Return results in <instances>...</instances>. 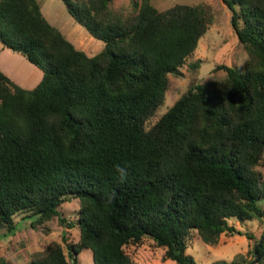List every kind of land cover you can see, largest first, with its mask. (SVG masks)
<instances>
[{"label":"trees","instance_id":"trees-1","mask_svg":"<svg viewBox=\"0 0 264 264\" xmlns=\"http://www.w3.org/2000/svg\"><path fill=\"white\" fill-rule=\"evenodd\" d=\"M61 1L105 44L100 53L76 48L39 0H0V42L42 73L25 89L0 66V232L15 233L20 213L33 229L54 218L79 229L76 243L64 236L29 264H79L84 250L94 264H139L126 248L147 238L164 261L198 264L187 252L193 233L210 246L223 234L253 240L230 221L264 218V0H222L247 55L244 70L218 64L151 128L170 76L213 24L211 6L160 10L141 0L126 16L113 0ZM117 165L127 169L123 181ZM73 199L74 222L59 209ZM256 244L262 253L264 240Z\"/></svg>","mask_w":264,"mask_h":264},{"label":"rangeland","instance_id":"rangeland-1","mask_svg":"<svg viewBox=\"0 0 264 264\" xmlns=\"http://www.w3.org/2000/svg\"><path fill=\"white\" fill-rule=\"evenodd\" d=\"M140 1L113 0L112 8L127 16L134 12V4ZM151 1L160 10L169 9L176 4L209 5L212 8L214 20L208 33L200 40L194 55L187 59L186 64L181 69V74L170 76L171 84L165 103L157 110L156 115L148 121L149 128L154 126L160 117L169 111L190 85L206 83L218 64H225L242 72L247 56L232 29V12L222 0ZM39 2L47 20L60 29L77 48L89 56H95L104 49L105 44L93 38L83 26L71 17L61 0H39ZM97 44L99 47L94 52H89ZM199 60L201 63L195 67ZM0 66L8 77L25 89L35 88L42 77V73L37 67L21 54L4 48L1 42ZM259 205L264 210V200ZM59 209L64 213L67 220L74 222L78 216L79 200L73 199L66 202ZM26 216V213H20L15 217L17 222L15 233L0 232V264H29L30 256L33 253L44 251L54 241L62 243L64 236L68 237L69 244L79 240V229H68L61 226L58 218H54L43 227L33 229L31 227L33 219H26ZM230 224L244 234H251L255 238L251 240L246 236L223 234L219 244L210 246L205 244L197 233H193L189 240L188 254L193 256L198 264H213L221 260L230 262L238 256H245L248 260H254L251 252L255 251L257 241L264 240V218L244 223L232 220ZM126 251L139 264H176L173 261H164L165 251L158 248L149 238L145 239L141 245L128 246ZM79 264H94L90 250H84L80 254Z\"/></svg>","mask_w":264,"mask_h":264},{"label":"clouds","instance_id":"clouds-1","mask_svg":"<svg viewBox=\"0 0 264 264\" xmlns=\"http://www.w3.org/2000/svg\"><path fill=\"white\" fill-rule=\"evenodd\" d=\"M116 171L119 173L120 179L122 181L127 178L128 172L126 168L117 165Z\"/></svg>","mask_w":264,"mask_h":264},{"label":"water","instance_id":"water-1","mask_svg":"<svg viewBox=\"0 0 264 264\" xmlns=\"http://www.w3.org/2000/svg\"><path fill=\"white\" fill-rule=\"evenodd\" d=\"M262 241L260 242L259 246L261 245ZM255 254H256L257 258H256V260H255V262L253 264H258L261 261V259L264 257V250H263L262 253L258 254L257 253V248H255Z\"/></svg>","mask_w":264,"mask_h":264},{"label":"crops","instance_id":"crops-1","mask_svg":"<svg viewBox=\"0 0 264 264\" xmlns=\"http://www.w3.org/2000/svg\"><path fill=\"white\" fill-rule=\"evenodd\" d=\"M41 8H42V6H41ZM43 10V9H42ZM60 30V29H59ZM61 31V30H60ZM62 32V31H61ZM66 37V36H65ZM67 38V37H66ZM69 40V39H68ZM69 41H71V40H69ZM99 46H98V44L95 46V47H93L92 49H90L89 50V52H94L95 50H96V48H98ZM77 48V47H76ZM105 48V47H104ZM79 49V48H78ZM80 50V49H79ZM86 52L88 51V50H85ZM92 57V56H91Z\"/></svg>","mask_w":264,"mask_h":264}]
</instances>
